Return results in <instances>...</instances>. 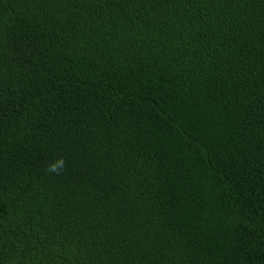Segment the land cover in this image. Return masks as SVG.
<instances>
[{
    "label": "trees",
    "instance_id": "16d2710c",
    "mask_svg": "<svg viewBox=\"0 0 264 264\" xmlns=\"http://www.w3.org/2000/svg\"><path fill=\"white\" fill-rule=\"evenodd\" d=\"M0 264H264V0H0Z\"/></svg>",
    "mask_w": 264,
    "mask_h": 264
},
{
    "label": "clouds",
    "instance_id": "9594fccd",
    "mask_svg": "<svg viewBox=\"0 0 264 264\" xmlns=\"http://www.w3.org/2000/svg\"><path fill=\"white\" fill-rule=\"evenodd\" d=\"M61 167H62V161H59V162H57L56 165L50 166L49 171L57 172L59 170V168H61Z\"/></svg>",
    "mask_w": 264,
    "mask_h": 264
}]
</instances>
